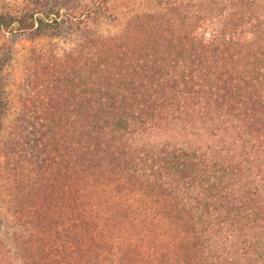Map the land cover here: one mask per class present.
<instances>
[{
    "label": "trees",
    "instance_id": "16d2710c",
    "mask_svg": "<svg viewBox=\"0 0 264 264\" xmlns=\"http://www.w3.org/2000/svg\"><path fill=\"white\" fill-rule=\"evenodd\" d=\"M148 1L86 26L1 143L0 264H264V0Z\"/></svg>",
    "mask_w": 264,
    "mask_h": 264
},
{
    "label": "rangeland",
    "instance_id": "374dc122",
    "mask_svg": "<svg viewBox=\"0 0 264 264\" xmlns=\"http://www.w3.org/2000/svg\"><path fill=\"white\" fill-rule=\"evenodd\" d=\"M100 1L103 7L87 16V11H94ZM103 1L0 0V16L21 18L34 15L45 18L49 15L46 20L52 26L27 33H15L0 26V98L5 104L0 145L12 139L16 127H32L30 117L34 116V110L30 99L44 89L50 74L57 71L53 65L76 47L86 26L93 33L112 36L119 33L133 17L154 11L148 0ZM55 19H58L59 29H55ZM38 74L41 78L35 77ZM5 177V174L0 177V194L4 193ZM1 202L0 199V225H4L5 208Z\"/></svg>",
    "mask_w": 264,
    "mask_h": 264
}]
</instances>
